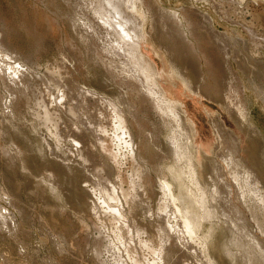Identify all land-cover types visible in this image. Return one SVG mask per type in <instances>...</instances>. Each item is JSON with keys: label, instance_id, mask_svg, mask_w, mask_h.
<instances>
[{"label": "rangeland", "instance_id": "1", "mask_svg": "<svg viewBox=\"0 0 264 264\" xmlns=\"http://www.w3.org/2000/svg\"><path fill=\"white\" fill-rule=\"evenodd\" d=\"M87 1L0 0V33L14 51H0V264H264V247L250 243L256 238L264 243L259 229H264V51L246 50L249 37L243 28L252 25L264 37V0H141L136 5L134 15L145 22L140 52L156 72V80L147 79L155 85L150 82V89L161 90L178 106L182 125L158 113L156 101L141 90L133 73L141 77L140 69L148 68L137 53L104 55L98 7L86 11ZM217 4L233 22L218 14ZM160 8L179 14L169 20L176 31L172 39L160 34ZM107 9L113 13L114 7ZM204 15L234 45L229 67L209 37L200 40L193 31ZM177 31L191 44L179 43ZM9 67L17 68L19 79ZM234 91L245 106L243 119L231 107L237 103ZM213 122L220 123L218 133ZM174 139L186 160L174 153ZM234 144L236 163L230 169L224 161ZM218 164L219 173L214 171ZM165 184L170 193L164 192ZM185 218L195 232H186Z\"/></svg>", "mask_w": 264, "mask_h": 264}, {"label": "bare ground", "instance_id": "2", "mask_svg": "<svg viewBox=\"0 0 264 264\" xmlns=\"http://www.w3.org/2000/svg\"><path fill=\"white\" fill-rule=\"evenodd\" d=\"M141 0H88L87 1V3H85L86 5H84V9L86 10V11H90V10H93V9H95V8H97L98 9V23H99V27H98V40L101 42L100 43V47H101V49L103 50H101L102 52H104L105 54L104 55H106V54H108V55H110V57L113 59L114 57H119V55L117 54L118 52L121 54V53H124V54H128L130 51L131 52H134V53H137L138 54V56H139V58H141V60L143 61V63L146 65V67L148 68V70H144V69H140L141 71H142V73H141V77H140V75H139V73H136V72H134L133 74H134V78H136V80H138L139 82H140V85L142 86V89L141 90H143V92L145 93V96H146V94H147V97H151L152 99H154L153 101H156L155 103H154V108H155V110L157 109L158 110V113L160 112L161 114H162V116H165V117H168V119L171 117L172 118V120L174 121V122H176L177 124L178 123H180V125H182L183 124V118H182V116H181V113H180V111H179V108H178V106L175 104V103H173V102H171V101H169L165 96H164V94L161 92V90H159V89H157V91L156 90H154L152 87V90L150 89V86H151V84L152 85H154V82L152 81V79H151V81L150 82H152L151 84H150V82H148V77L149 78H156V72H155V66L149 61V59H147L146 57H143V55L141 54V52H140V41H141V39H143L144 38V36L142 35V32H143V26H144V23L142 22V20H141V18H137L134 14H135V10H136V5L138 4V3H141L140 2ZM217 1V0H216ZM221 1H223V0H221ZM224 1H226V0H224ZM227 2V1H226ZM230 2H231V0H230ZM229 3V2H228ZM234 3V2H233ZM232 3V4H233ZM104 4L105 5H107V6H104ZM112 5V6H111ZM141 5V4H140ZM237 4H235V6H236ZM221 6V5H220ZM238 6H241V5H238ZM108 7H114V9H113V13H111V11H110V9L108 10L107 8ZM116 7V8H115ZM217 7H219L218 6V4H217V6H215L214 8H216L217 9ZM224 7V6H223ZM222 7V8H223ZM221 8V7H220ZM161 9V8H160ZM219 9V8H218ZM217 9V12H218V14L220 15L221 14V16H222V18H224V19H227L228 21H231V22H233L231 19V15H229V13L230 12H227L226 10L224 11V10H218ZM233 9H234V7H233ZM240 9V8H239ZM186 12H188V11H186ZM238 12V11H237ZM119 13V14H118ZM196 13V12H195ZM233 13V12H232ZM242 13V12H241ZM199 14V13H198ZM197 14V15H198ZM231 14V13H230ZM178 13H169V12H166V11H164V10H159V13L157 12V25L160 27H162L161 29H160V34H163L164 35V33L167 35V36H172V38H173V36H175V33H176V31H174L173 30V28L169 25V20H173V22L176 20V19H178ZM234 15V14H233ZM148 16V15H147ZM193 16H195V15H193ZM199 16H201V15H199ZM220 16V17H221ZM240 16V15H239ZM197 17V16H196ZM123 20H125L126 22V24L125 25H119L118 23L120 22V21H122V19ZM201 18V17H200ZM202 25L200 24V28L199 29H197V28H193V31H194V33H198V35H197V37L198 38H200V40L202 39V38H206V37H209V39H210V42L212 43L211 45H212V47L213 48H215V54L223 61V63L226 65V66H228L229 67V62H230V57H231V54H232V47L234 46L233 45V43H231L232 41L227 37V35L226 34H223V33H220L216 28H215V25H214V23H213V21H211V19L209 18V17H207V16H202ZM145 20H146V17H145ZM186 20H187V18H186ZM178 21V20H177ZM181 21V20H180ZM201 21V20H200ZM171 22V21H170ZM154 23V22H153ZM176 23H178V22H176ZM242 23V22H241ZM244 23H246L245 21H244ZM175 24V23H174ZM154 25V24H153ZM156 25V24H155ZM177 25H179V24H177ZM188 25V24H187ZM116 26H119V28H120V32L116 29ZM176 26V25H175ZM175 26H173V27H175ZM186 26V25H185ZM193 26V25H192ZM197 26V25H196ZM154 27V26H153ZM181 27H182V25H181ZM194 27V26H193ZM180 28V27H179ZM243 28L245 29L244 31L246 32V34H247V36L249 37V44L248 45H246V50H248V52L250 53H252V51H258V53H259V51H264V37H262V35H258L256 32L257 31H255L254 29H253V26L252 25H246V24H243ZM176 30H178V28H175ZM188 29V28H187ZM188 30H190V29H188ZM102 31V32H101ZM179 32V33H178ZM189 33V32H188ZM177 34H178V36H180L181 37V39H182V42H179V43H183L184 45H190L191 43L187 40V37H186V35L183 33V32H181V31H177ZM187 34V33H186ZM115 35H117L118 36V38L116 39H113L112 40V37H114ZM193 35V34H192ZM165 36V35H164ZM121 37H124V41H122L121 40ZM179 37V38H180ZM163 38V37H162ZM171 38V37H170ZM171 38V39H172ZM197 38V39H198ZM164 39H166V37L164 38ZM170 39V40H171ZM196 39V40H197ZM191 40V39H190ZM194 40H195V36H194ZM206 39H204V42H206L205 41ZM169 41V40H168ZM198 41V40H197ZM208 41V40H207ZM162 42V41H161ZM202 42V41H201ZM210 42H209V44H210ZM103 43V44H102ZM164 43H165V45L166 44H168L167 43V41L165 42L164 41ZM172 43H174V40H173V42ZM186 43V44H185ZM194 43V42H193ZM197 43V42H196ZM203 43V42H202ZM206 44V43H205ZM208 44V43H207ZM174 45V44H173ZM196 45V44H195ZM237 45V44H236ZM236 45H235V47H236ZM181 46V45H180ZM167 47H168V45H167ZM172 47H174V46H172ZM178 47L179 46H177V49H178ZM183 47V46H182ZM211 47V46H210ZM170 48V47H169ZM187 48V47H186ZM189 48V47H188ZM190 48H191V46H190ZM189 48V49H190ZM198 49H200V48H198ZM171 50V49H170ZM186 50V49H185ZM192 50V49H191ZM0 51H3V53H5V54H12L14 51L12 50V48L10 47V45H9V43L6 41V38H5V36H4V33H0ZM190 51V50H189ZM189 51H187V52H189ZM179 52V51H178ZM196 52V51H195ZM238 52V51H237ZM186 53V52H185ZM194 53V52H193ZM212 53V52H211ZM213 54V53H212ZM253 54V53H252ZM255 54V53H254ZM107 55V56H108ZM122 55V54H121ZM193 55V54H192ZM209 56V55H208ZM207 56V57H208ZM216 56V57H217ZM236 54H235V56H233L234 57V59H236ZM252 56V55H251ZM256 56V55H255ZM259 57V56H258ZM6 58H11V56H9V55H6ZM124 58L126 59V57L124 56ZM213 58H214V56H213ZM253 58V57H252ZM192 59L194 60V58H193V56H192ZM209 59V58H208ZM207 59V60H208ZM257 59V58H256ZM128 60V59H127ZM211 60V59H210ZM213 60V59H212ZM214 60H215V58H214ZM237 60V59H236ZM260 60V59H259ZM110 62H111V59L109 60ZM216 61V60H215ZM214 61V62H215ZM217 61H219V60H217ZM128 62V61H127ZM121 63V62H120ZM130 63V62H129ZM217 63V62H216ZM255 63V62H254ZM131 64H132V62H131ZM211 65V64H210ZM213 65V64H212ZM218 65V64H217ZM222 65V64H221ZM123 66V65H122ZM131 66V65H130ZM220 66V65H219ZM132 68H134V67H137L136 66V64H134L133 63V66H131ZM225 67V66H224ZM213 68V67H212ZM9 70L12 72V74H14L13 76H15L17 73H18V71H17V68H15V67H9ZM126 70H128V69H126ZM147 72H149V74H150V72H153V74H154V76L153 77H151V76H148V74L147 75H144V73H147ZM152 74V73H151ZM128 75H130V73H128ZM127 75V76H128ZM132 76V75H131ZM17 79H19V77H17V76H15ZM130 77V76H129ZM142 77H147L146 79L145 78H142ZM134 80V79H133ZM135 80V81H136ZM156 80V79H155ZM54 81V80H53ZM54 82H56V80L54 81ZM134 82V81H133ZM137 82V81H136ZM138 82V83H139ZM69 83V82H68ZM53 84V83H52ZM57 84V83H56ZM150 84V85H149ZM45 85H47V84H45ZM66 85V84H65ZM70 85V84H69ZM75 85V84H74ZM58 86H61V85H58ZM64 86V85H63ZM68 86V85H67ZM155 86V85H154ZM44 87H46L47 88V86H44ZM69 87V86H68ZM68 87H65V89L66 88H68ZM71 87V86H70ZM69 87V88H70ZM77 86L75 85V88H76ZM79 87V86H78ZM77 87V88H78ZM132 87V86H131ZM61 88H62V86H61ZM69 88H68V90H69ZM74 88V89H75ZM77 88H76V90H77ZM135 88V87H134ZM206 88V87H205ZM65 89H63V90H65ZM79 89V88H78ZM81 89H83V88H81ZM47 90V93H50V92H48V89H46ZM68 90L66 89V91L68 92ZM73 90V89H72ZM80 90V89H79ZM84 90V89H83ZM138 90H139V87H138ZM233 90V89H232ZM53 91V90H52ZM54 92H55V90H54ZM53 92V93H54ZM69 92H72V91H70L69 90ZM142 91H141V93H143ZM58 93V92H57ZM85 93V92H84ZM238 93V92H237ZM52 94V93H51ZM56 94V93H55ZM61 94V93H60ZM64 94H65V92H64ZM69 94V93H68ZM80 94H83V91H81L80 92ZM89 95L90 94H92V93H88ZM54 95V94H53ZM62 95H63V92H62ZM79 95V94H78ZM87 94H85V95H83V96H86ZM233 95V94H232ZM59 96V95H58ZM69 96V95H68ZM91 96V95H90ZM96 96V95H95ZM220 96V95H219ZM225 96V95H224ZM229 96V95H228ZM53 97V96H52ZM55 97V96H54ZM53 97V98H54ZM62 97V96H61ZM63 97H65V96H63ZM81 97V96H80ZM87 97V96H86ZM93 97V96H92ZM236 97V98H235ZM72 98V97H71ZM88 98H89V96H88ZM106 98V97H105ZM226 98H227V96H226ZM233 98V97H232ZM232 98H230V99H232ZM234 98L235 99H237V100H235V101H237V103H235L236 104V106L234 105V106H231L232 107V109H234L233 111H235V113H237V115L239 116V118H241V119H243V118H245V106H244V104L240 101V95H239V93H238V95L236 94V91H234ZM41 99V98H40ZM58 99H60V98H58ZM145 99V98H144ZM228 99V98H227ZM226 99V100H227ZM65 100V99H64ZM99 100V99H98ZM229 100V99H228ZM59 101V100H58ZM57 101V102H58ZM62 99H61V101H59L58 103H62ZM115 101V100H114ZM128 101V100H127ZM229 101H232V100H229ZM234 101V102H235ZM98 102V101H97ZM124 102V101H123ZM66 103V102H65ZM81 103V102H80ZM102 103V102H101ZM104 103V102H103ZM105 103H107L106 101H105ZM110 103V102H109ZM64 104V103H63ZM85 104V103H84ZM109 105V104H108ZM111 105V104H110ZM109 105V106H110ZM229 105V104H228ZM232 105V104H231ZM87 106V105H86ZM61 107V106H60ZM76 108V107H75ZM79 108V107H78ZM77 108V109H78ZM115 108V107H114ZM57 109H59V108H57ZM63 109V108H62ZM66 109V108H65ZM55 110V109H54ZM114 110V109H113ZM64 111V110H63ZM62 111V112H63ZM66 111V110H65ZM64 111V112H65ZM86 111V110H85ZM114 112H115V110H114ZM52 113V112H51ZM66 113H67V111H66ZM71 113V112H70ZM117 114H118V112H116ZM115 113V114H116ZM122 113V112H121ZM49 114V113H48ZM55 114V113H54ZM53 114V115H54ZM114 114V113H113ZM114 114V115H115ZM116 114V115H117ZM62 115V114H61ZM68 115V114H67ZM73 115V114H72ZM79 116H80V114H78ZM119 115V114H118ZM122 115V117H123V114H121ZM87 116V115H86ZM77 118V117H76ZM84 118V117H83ZM115 118V117H114ZM119 118V117H118ZM117 118V119H118ZM121 118V117H120ZM79 119V118H78ZM116 119V121H118ZM125 119V118H124ZM90 120V119H89ZM171 120V119H170ZM76 121H78V120H76ZM75 121V122H76ZM121 121V123L123 122V120H120ZM120 121H118L117 122V124L120 122ZM172 121V122H173ZM115 122V121H114ZM171 122V121H170ZM171 122V123H172ZM80 123H83V120L80 122ZM171 123H170V125H171ZM71 124H73V123H71ZM85 124V123H84ZM83 124V125H84ZM116 124V125H117ZM174 123H172V125H173ZM220 124V123H219ZM219 124H217V123H214L213 122V125H214V127L213 128H216V129H214L215 130V133H218V130H220V129H217L218 127L217 126H219ZM222 124V123H221ZM73 125H75V124H73ZM77 125V124H76ZM82 125V126H83ZM123 125V124H122ZM121 124H120V126H122ZM118 126H119V124H118ZM119 126V127H120ZM174 126H176V125H174ZM117 127V126H116ZM123 127V126H122ZM172 127V126H171ZM178 127H179V125H178ZM181 127V126H180ZM223 126L221 125V127L220 128H222ZM88 128V127H87ZM118 128V127H117ZM121 128V127H120ZM119 128V129H120ZM172 129H173V127H172ZM176 129H177V127H176ZM179 129V128H178ZM177 129V130H178ZM189 129V128H188ZM89 130V129H88ZM117 130V129H116ZM124 130H125V128H124ZM123 130V131H124ZM122 131V132H123ZM127 131V130H126ZM174 131V130H173ZM172 131V132H173ZM176 131V130H175ZM189 131V130H188ZM191 131H192V129H191ZM190 131V132H191ZM77 132V131H76ZM118 132V131H117ZM172 132H171V134H172ZM184 132V131H183ZM72 133H73V131H72ZM82 133V132H81ZM90 133V132H89ZM176 133H178V132H176ZM181 133V132H180ZM185 133V132H184ZM220 133H222V132H220ZM123 134V133H122ZM170 134V135H171ZM79 135V134H78ZM174 135V137L176 136V134H175V132H174V134H172L171 135V137ZM218 135V134H217ZM223 135V134H222ZM228 135V134H227ZM231 135V134H230ZM73 136V135H72ZM76 136V135H75ZM88 136V135H87ZM122 136V135H121ZM178 136V135H177ZM183 136V135H182ZM216 136V135H215ZM220 136V135H219ZM226 136V135H225ZM225 136H221L222 138L224 137L225 138ZM232 136V135H231ZM230 136V137H231ZM79 137V136H78ZM174 137H172V139L174 138ZM192 137V136H191ZM82 138V137H81ZM179 138V137H178ZM177 138V139H178ZM182 138V137H181ZM184 138V137H183ZM128 139V138H127ZM175 139H176V137H175ZM173 140V141H170V142H172V146L174 147L173 149H174V153H176V155L177 154H180V146H179V144H176L177 142H176V140ZM230 139H232V138H230ZM93 140V139H92ZM179 140V142H180V139H178ZM222 140V139H221ZM224 140V139H223ZM222 140V141H223ZM227 140V139H226ZM225 140V141H226ZM233 140V139H232ZM89 141V140H88ZM99 141V140H98ZM123 141V140H122ZM182 141V140H181ZM189 141V140H188ZM225 141L223 142V144L225 143ZM228 141V140H227ZM226 141V142H227ZM230 141V140H229ZM86 142V141H85ZM178 142V143H179ZM185 142H186V140H185ZM83 143V142H82ZM92 143V142H91ZM77 144H79V143H77ZM181 144V143H180ZM187 143H184V145H186ZM227 144V143H226ZM226 144H224L225 146H226ZM229 144V143H228ZM227 144V145H228ZM80 145V144H79ZM102 145V144H101ZM170 145V144H169ZM176 145H178V146H176ZM182 145V144H181ZM83 146V145H82ZM103 146H104V144H103ZM94 147V146H93ZM105 147V146H104ZM103 147V148H104ZM183 147V146H182ZM189 147V146H188ZM229 147V146H228ZM186 148H187V146H186ZM225 148V147H224ZM227 148V147H226ZM102 149V148H101ZM105 149V148H104ZM104 149H103V151H104ZM130 149V148H129ZM172 149V148H171ZM173 149H172V151H173ZM183 150H184V148H182ZM222 149V148H221ZM228 149V148H227ZM230 149H231V151H233V149H234V151L233 152H230L229 153V155H228V157L226 158V156H225V163L227 164V166H228V168H230L231 169V167H230V165H234L235 163H234V161L232 160L233 159V157L231 156V154L233 155V153L235 154L236 152H235V149H236V147H235V144H234V147H230ZM182 150V151H183ZM188 150V149H187ZM237 150V149H236ZM192 151V150H191ZM187 151H185V153H186ZM188 152H189V150H188ZM187 152V153H188ZM223 152V151H222ZM183 153V152H182ZM181 153V154H182ZM184 153V154H185ZM186 153V154H187ZM84 154V153H83ZM181 154H180V156H181ZM182 156H184V155H182ZM182 156L180 157V160H181V158H182ZM190 156V155H189ZM179 157V156H178ZM177 157V158H178ZM185 158V160H186V156H184ZM224 157V156H223ZM192 158V157H191ZM189 159L190 161L188 162V163H190L191 161H192V159ZM220 158V157H219ZM179 159V158H178ZM183 159V161H184V163H185V160ZM187 159V160H188ZM214 160V159H213ZM239 161V160H238ZM192 163V162H191ZM240 164V163H239ZM186 166H187V163H186ZM190 166H192V165H190ZM189 165H188V167H190ZM226 166V167H227ZM236 166V165H235ZM234 166V167H235ZM178 167V166H177ZM217 167H219V168H215V170L214 171H216V172H218L219 173V171L222 169L220 166H219V164H218V166ZM237 167V166H236ZM241 167V166H240ZM180 168V167H179ZM191 168V167H190ZM194 169V168H193ZM138 170V169H137ZM229 170V169H228ZM172 171H173V169H172ZM171 171V172H172ZM231 171V170H230ZM237 171V170H236ZM215 172V173H216ZM229 172V171H228ZM136 173H138V172H136ZM140 173H142V172H140ZM179 173V172H178ZM217 173V174H218ZM173 174V173H172ZM190 174V173H189ZM229 174V173H228ZM234 174V173H233ZM232 174V175H233ZM238 174H239V172H238ZM249 174V173H248ZM219 175V174H218ZM235 175V174H234ZM107 176V175H106ZM106 176L104 177V178H106ZM138 176V175H137ZM185 176V175H184ZM215 176V175H214ZM220 176V175H219ZM236 176V175H235ZM234 176V178L236 179V177ZM136 177V176H135ZM140 177H141V175H140ZM242 177V176H241ZM250 177V176H249ZM190 178V177H189ZM213 178V177H212ZM234 178L232 177V179L234 180ZM238 178V177H237ZM244 178V177H243ZM138 179V178H137ZM174 179V178H173ZM108 180V179H107ZM196 180V179H195ZM251 180H252V178H251ZM183 181V180H182ZM237 181V179L235 180V182ZM239 181V180H238ZM237 181V182H238ZM193 182V181H192ZM243 182V181H242ZM260 182V181H259ZM164 183V182H163ZM181 183V182H180ZM197 183V182H196ZM132 184H133V182H132ZM224 184V183H223ZM244 184V183H243ZM248 183H246V185H247ZM107 185V184H106ZM231 185V184H230ZM132 186V185H131ZM142 186V185H141ZM203 186V185H202ZM240 186V185H239ZM163 187V190H164V192L166 193L167 191H169V193H170V190H169V186L168 185H163L162 186ZM241 187V186H240ZM202 188V187H201ZM243 188V187H242ZM256 188V187H255ZM105 189V188H104ZM188 189V188H187ZM204 190H205V188H203ZM238 189V188H237ZM236 189V190H237ZM241 189V188H240ZM244 189V188H243ZM122 190V189H121ZM199 190V189H198ZM239 190V189H238ZM249 190V189H248ZM248 190H247V192H248ZM107 191V190H106ZM126 191V190H125ZM128 191V190H127ZM130 191V190H129ZM134 191V190H133ZM188 191V190H187ZM215 191V190H214ZM213 191V192H214ZM234 191H235V189H234ZM257 191V190H256ZM229 192V191H228ZM235 192H238V191H235ZM250 192V191H249ZM252 192V191H251ZM260 192V191H259ZM106 193V192H105ZM110 193V192H109ZM125 193V192H124ZM186 193V192H185ZM192 193V192H191ZM200 193H201V191H200ZM226 193H227V191H226ZM242 193V192H241ZM258 193V192H257ZM126 194H127V192H126ZM137 194V193H136ZM186 194H188V193H186ZM197 194V193H196ZM211 194H214V193H211ZM233 194V193H232ZM239 194V192L236 194V195H238ZM244 194H246V193H244ZM249 194V193H248ZM248 194H246V195H243V197H245V196H247ZM252 194V193H251ZM107 195V194H106ZM112 194L110 193V196H111ZM191 195H193V194H191ZM201 195V194H200ZM227 195H229L228 193H227ZM240 195V194H239ZM260 195V194H259ZM114 196V195H113ZM122 196V195H121ZM137 196V195H136ZM194 196V195H193ZM203 196V195H202ZM206 196V195H205ZM204 196V199L206 198ZM251 196V195H250ZM109 197V196H108ZM112 197V196H111ZM111 197H110V199H111ZM132 197V196H131ZM130 197V198H131ZM239 197V196H238ZM240 197H241V195H240ZM239 197V198H240ZM125 198V197H124ZM137 198V197H136ZM193 198V197H192ZM195 198V197H194ZM200 198H201V196H200ZM211 198H212V196H211ZM228 198V197H227ZM236 198V197H235ZM246 198V197H245ZM252 198V197H251ZM109 199V200H110ZM117 199V198H116ZM129 199V198H128ZM134 199V198H133ZM203 199V200H204ZM212 199H215L214 197L212 198ZM211 199V200H212ZM261 199V198H260ZM259 199V200H260ZM263 199V198H262ZM262 199H261V201H262ZM113 200V199H112ZM127 200V199H126ZM132 200V199H131ZM140 200V199H139ZM185 200V199H184ZM206 200V202H207V199H205ZM204 200V201H205ZM238 200H240V199H238ZM248 200V199H247ZM114 201V200H113ZM175 201V200H174ZM194 201V200H193ZM243 201V200H242ZM102 202H104V201H102ZM127 202V201H126ZM186 202V201H185ZM201 202H203L202 200H201ZM214 202V201H213ZM244 202H245V200H244ZM247 202V201H246ZM245 202V203H246ZM252 202V201H251ZM119 203V202H118ZM145 203H146V201H145ZM199 203V202H198ZM248 203V202H247ZM246 203V204H247ZM262 203V202H261ZM139 204V203H138ZM148 204V203H147ZM146 204V205H147ZM114 205V204H113ZM136 205V204H135ZM187 205H188V203H187ZM209 205H210V202H209ZM213 205V204H212ZM244 205V204H243ZM100 206V205H99ZM110 206V205H109ZM111 206H112V204H111ZM126 206V205H125ZM140 206H141V203H140ZM149 206V205H148ZM190 206V205H189ZM207 206V205H206ZM233 206V205H232ZM108 207V206H107ZM142 207V206H141ZM171 207V206H170ZM174 207V206H173ZM214 207V206H213ZM263 207V206H262ZM178 208V207H177ZM211 208V207H210ZM98 209V208H97ZM149 209V208H148ZM185 209V208H184ZM192 209V208H191ZM190 208H189V210H191ZM250 209V208H249ZM106 210V209H105ZM178 209H176V211H177ZM201 210V209H200ZM236 210V209H235ZM118 211V210H117ZM122 211V210H121ZM171 211V210H170ZM179 211H180V208H179ZM179 211H177V212H179ZM185 211V210H184ZM209 211V210H208ZM207 211V212H208ZM230 211V210H229ZM238 211V210H237ZM115 212H116V210H115ZM150 212V211H149ZM148 212V213H149ZM172 212H174V211H172ZM181 212V211H180ZM212 212V211H211ZM214 212H216V211H214ZM236 212V211H235ZM113 213H114V211H113ZM119 213V212H118ZM151 213V212H150ZM203 213V212H202ZM238 213V212H237ZM116 214H117V212H116ZM173 214V213H172ZM182 214V213H181ZM208 214V213H207ZM247 214V213H246ZM253 214V213H252ZM121 215V214H120ZM119 215V216H120ZM149 214H147V216H148ZM180 215V214H179ZM205 216H207L206 214H204ZM208 215H210V214H208ZM213 215V214H212ZM238 215H240V214H238ZM112 216V215H111ZM115 216V215H114ZM162 216H163V214H162ZM162 216H160V217H162ZM174 216H176L175 214H174ZM243 216V215H242ZM241 216V217H242ZM177 217V216H176ZM184 217V216H183ZM182 217V218H183ZM212 217V216H211ZM214 217V216H213ZM238 217V216H237ZM250 217V216H249ZM253 217V216H252ZM116 218H118L117 216H116ZM166 218V217H165ZM181 218V219H182ZM202 218V217H201ZM239 218V217H238ZM253 218H255V217H253ZM161 218H159V220H160ZM163 219H164V217H163ZM170 219V218H169ZM174 219V218H173ZM178 219V218H177ZM175 220V219H174ZM179 220V219H178ZM191 220V219H190ZM189 220V221H190ZM201 220V219H200ZM249 220H250V218H249ZM254 220V219H253ZM161 221V220H160ZM167 221V220H166ZM166 221H164V224L166 223ZM173 221V220H172ZM176 221V220H175ZM180 221V220H179ZM188 221V219L187 218H185L184 219V221L182 220L181 222L183 223V227L185 228V230H186V232L187 233H192L193 231H194V228L196 229V226L194 227V225L192 224V223H190ZM205 221V220H204ZM258 220L256 219V222H257ZM116 222V221H115ZM120 222V221H119ZM153 222V221H152ZM169 222V221H168ZM171 222V221H170ZM177 222V221H176ZM199 222V221H198ZM260 222V221H259ZM158 223V222H157ZM156 223V224H157ZM174 224V222H171V224ZM181 223V224H182ZM195 223V222H194ZM212 223V222H211ZM248 223V222H247ZM123 224V223H122ZM150 224V223H149ZM159 224V223H158ZM163 224V223H162ZM172 224V226H174ZM180 224V223H179ZM178 224V225H179ZM197 224V223H196ZM202 224V223H201ZM214 224V223H213ZM120 225V224H119ZM176 225H177V223H176ZM198 225H200V222H199V224ZM224 225V224H223ZM258 225H260V223H258ZM132 226V225H131ZM158 226V225H157ZM164 226V225H163ZM172 226H171V228H172ZM201 226V225H200ZM255 226V225H254ZM154 227V226H153ZM167 227V226H166ZM229 227V226H228ZM239 226H237V228H238ZM250 227V226H249ZM117 228H118V226H117ZM133 228V227H132ZM142 228V227H141ZM157 228V227H156ZM155 228V229H156ZM159 228V227H158ZM164 228H165V226H164ZM177 228V227H176ZM227 228V227H226ZM236 228V227H235ZM244 228V227H243ZM242 228V229H243ZM251 228V227H250ZM250 228H249V230H250ZM131 229V228H130ZM147 229V228H146ZM178 229V228H177ZM199 229V228H198ZM210 229V228H209ZM213 229V228H212ZM211 229V230H212ZM239 229V228H238ZM259 229L261 230L260 232H264V229H263V227L260 225L259 226ZM140 230V229H139ZM158 230V229H157ZM167 230H168V228H167ZM173 230V229H172ZM179 230V229H178ZM184 230V229H183ZM183 230H182V232H183ZM231 230V229H230ZM143 231H145V230H143ZM142 231V232H143ZM148 231V230H147ZM156 231V230H155ZM160 231V230H159ZM166 231V230H165ZM180 231H181V227H180ZM179 231V232H180ZM198 231V230H197ZM196 231V232H197ZM131 232V231H130ZM141 232V233H142ZM160 232H164L163 231V227H162V231H160ZM169 231H167L166 233H168ZM174 232V231H173ZM195 232V231H194ZM244 232V231H243ZM125 233V232H124ZM123 233V234H124ZM137 233V232H136ZM157 233V232H156ZM166 233H161V234H165V236L166 237H169V236H167L166 235ZM181 233V232H180ZM183 233H185V232H183ZM187 233L186 234H183L184 236L185 235H187ZM249 233V232H248ZM119 234H120V232H119ZM175 234V233H174ZM194 234V233H193ZM192 234V235H193ZM196 234V233H195ZM202 234V233H201ZM120 235H122V234H120ZM126 235V234H125ZM158 235V234H157ZM160 235V234H159ZM158 235V236H159ZM177 235V237L178 236H180L178 233L176 234ZM197 235V234H196ZM133 236V235H132ZM131 236V237H132ZM161 236H163V235H161ZM173 236V235H172ZM235 236H236V234H235ZM250 236V235H249ZM103 237V236H102ZM148 237V236H147ZM150 237V236H149ZM166 237H164V238H166ZM193 237H195L194 235H193ZM115 238V237H114ZM118 238V237H117ZM125 238V237H124ZM164 238H161V240L162 239H164ZM180 238H183V237H181L180 236ZM250 238V237H249ZM97 239V238H96ZM103 239H104V237H103ZM121 239V238H120ZM158 239V238H157ZM160 239V238H159ZM166 239H168V238H166ZM165 239V240H166ZM169 239H170V237H169ZM168 239V240H169ZM179 239V238H178ZM194 239H196V238H193V241H194ZM257 239V238H256ZM256 239H254V240H251V242L250 243H252L251 244V246L252 247H256L257 249L259 248V249H262V247H264L263 245H264V243H263V245H262V243H258L257 241H256ZM122 240V239H121ZM131 240V239H130ZM168 240H166V241H168ZM191 240V239H190ZM202 240V239H201ZM99 241V240H98ZM128 241V240H127ZM140 241V240H139ZM169 241H171V240H169ZM184 241V240H183ZM182 241V242H183ZM186 241V240H185ZM184 241V242H185ZM235 241H236V239H235ZM263 241V240H262ZM150 242V241H149ZM148 242V243H149ZM160 243H161V241H159ZM177 242V241H176ZM179 242H181V241H179ZM189 242H191V241H189L188 240V243ZM203 242V241H202ZM208 242V241H207ZM260 242V241H259ZM264 242V241H263ZM95 243V242H94ZM97 243H99V242H97ZM101 243V242H100ZM124 243H125V241H124ZM134 243V242H133ZM148 243H146V245L148 244ZM165 243V242H164ZM141 244V243H140ZM159 244V243H158ZM157 244V245H158ZM167 243H165V245H166ZM175 244V243H174ZM178 244V243H177ZM181 243H179V245H180ZM207 244V243H206ZM94 245V244H93ZM98 245H100V244H97V246ZM126 245V244H125ZM145 245V246H146ZM172 245V244H171ZM183 245V244H182ZM194 245V244H193ZM197 245V244H196ZM185 246V245H184ZM192 246V245H191ZM95 247V246H94ZM93 247V248H94ZM100 247H101V245H100ZM100 247H98V248H100ZM110 247V246H109ZM122 247H123V245H122ZM167 247V246H166ZM165 247V248H166ZM186 247V246H185ZM187 247H188V249H189V246H188V244H187ZM97 248V247H96ZM98 248H97V252H98ZM102 248V247H101ZM148 248V247H147ZM164 248V247H163ZM192 248V247H191ZM191 248H190V250H191ZM195 248V247H194ZM95 249V248H94ZM127 249V248H126ZM129 249V248H128ZM158 249V248H157ZM181 249H183V248H181ZM204 249V248H203ZM248 249V248H247ZM250 249V248H249ZM117 250V249H116ZM160 250H161V248H160ZM163 250V249H162ZM161 250V251H162ZM167 250H168V248H167ZM166 250V251H167ZM107 251V250H106ZM111 251V250H110ZM151 251V250H150ZM160 251V252H161ZM169 251V250H168ZM204 251V250H203ZM95 252H96V250H95ZM109 252V251H108ZM124 252V251H123ZM127 252V251H126ZM142 252V251H141ZM149 252V251H148ZM192 252H194V251H192ZM113 253V252H112ZM130 253V252H129ZM128 253V254H129ZM189 253V252H188ZM200 253H202V252H200ZM205 253V252H204ZM262 253V252H261ZM93 254V253H92ZM96 254H99V253H96ZM131 254V253H130ZM195 254V253H194ZM203 254V253H202ZM94 255V254H93ZM161 255H163V254H161ZM192 255V254H191ZM198 255V254H197ZM128 256V255H127ZM163 256H165V255H163ZM95 257V256H94ZM121 257V256H120ZM129 257V256H128ZM127 257V258H128ZM98 258V257H97ZM99 258H100V256H99ZM161 258V257H160ZM167 258V257H166ZM110 259V258H109ZM129 259V258H128ZM137 259V258H136ZM164 259V258H163ZM180 259V258H179ZM256 260V259H255ZM254 260V261H255ZM113 261V260H112ZM147 261V260H146ZM100 262V261H99ZM103 262V261H102ZM124 262V261H123ZM134 262V261H133ZM137 262V261H136ZM154 262V261H153ZM159 262V261H158ZM203 262V261H202ZM209 262V261H208ZM116 263V262H115ZM148 263V262H147ZM207 263V262H206ZM210 263V262H209ZM208 263V264H209ZM213 263V262H212ZM100 264V263H99ZM103 264V263H102ZM110 264V263H109ZM159 264V263H158Z\"/></svg>", "mask_w": 264, "mask_h": 264}]
</instances>
